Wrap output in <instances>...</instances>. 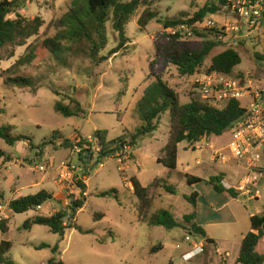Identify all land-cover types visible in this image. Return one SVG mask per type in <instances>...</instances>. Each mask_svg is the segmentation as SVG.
<instances>
[{
    "label": "rangeland",
    "instance_id": "374dc122",
    "mask_svg": "<svg viewBox=\"0 0 264 264\" xmlns=\"http://www.w3.org/2000/svg\"><path fill=\"white\" fill-rule=\"evenodd\" d=\"M206 1L155 0L151 2V8L158 15L145 28H141L137 21L144 9L140 6L126 24V35L130 42L118 53L110 55L109 52L118 42L117 33L112 28L111 10L102 27L105 44L97 50L94 44H98L100 37L93 29L89 38L77 41L72 39L70 27L63 20L71 9L75 10L78 18H84L88 10L87 0H22L19 13L28 19L38 16L43 23L37 35L28 38L25 45L15 47L14 56L1 63L0 125H12L13 133L30 136L34 145L45 140H52L53 143H47L42 156L37 158L36 148L31 149L26 142L20 141L10 146L0 138V148L13 155L9 162L0 161V194L3 196L0 198L7 202L41 189L48 190L53 198L42 203L40 209L10 213L8 231H0V242H11L6 256L13 264H49L48 260L52 257L63 264H167L172 257L201 240L199 234H190L183 227L186 222L181 215L193 205L185 198L191 193L185 194L181 184L185 182L186 171H196L209 177L219 170L231 168L229 161H211L208 145L231 157L229 143L232 134L228 129L221 135L204 136L203 140L192 145L187 141L180 142L177 167L167 168L156 158L161 155L167 140L169 111L161 115L157 129L139 138L134 146L117 150L97 163V154H94L86 166H80V173L89 178L87 188L79 182L81 188L87 190V196H82L86 197V202L76 214L64 220L67 225L74 223L88 230L87 233L73 226L67 227L63 239L59 241V235L45 225L34 224L24 228L23 224L34 216H49L66 207L65 194L70 192L71 187H65L61 189L62 194L54 195L58 191L56 180L59 167L67 159L78 164L79 153H76L75 146L65 148L60 145L63 138L74 140L82 136L88 140L95 131L106 130L108 140L123 134L129 140L141 125L135 103L144 85L150 81V62L155 56L153 38L163 32L159 20L178 16L181 11L192 13ZM8 17L15 16L11 14ZM225 19L223 15L215 16L219 22ZM47 38L60 44V50H56L58 57L42 46ZM206 38L212 39L207 32L200 31L186 41H178L185 42L189 47H197ZM227 47L236 49L241 56L240 64L234 67L231 75H240L244 81H251L254 87L264 90V64L256 62L253 56L255 51H264V35L252 33L251 38L238 40L236 44H231L230 40L220 42L212 49L201 69L208 67L211 57ZM30 51L36 55L35 63H18ZM161 72L162 79L178 93L181 103L192 98L189 75L180 74L171 63L164 64ZM13 75L32 76L34 86L8 87L3 83V78ZM71 99L81 104V113L65 116L56 110L57 102L71 106ZM239 101L242 105L246 103L245 99ZM116 154L123 157L122 164L114 157ZM256 157L264 171V147L256 152ZM196 160L200 163L197 164ZM40 165L45 170H39ZM132 176L137 177L144 186L155 177L163 180L158 182V186L151 187L152 211L168 209L178 217L180 226L167 229L137 220L138 200L129 182ZM164 185L173 187L175 191L165 190ZM206 186L202 183L196 188L198 203L204 201L201 195ZM262 186L264 188V178L259 185L264 199ZM108 189H115L118 199L113 195H98V192ZM68 197L73 196L70 194ZM204 215L206 210L203 207ZM207 229L218 239L232 235V230L222 225ZM186 235H190V241L185 240ZM41 244L48 246L39 247ZM55 244H58L56 254L50 249ZM159 244L165 246L153 251L152 248ZM190 262L196 263L195 259Z\"/></svg>",
    "mask_w": 264,
    "mask_h": 264
},
{
    "label": "trees",
    "instance_id": "16d2710c",
    "mask_svg": "<svg viewBox=\"0 0 264 264\" xmlns=\"http://www.w3.org/2000/svg\"><path fill=\"white\" fill-rule=\"evenodd\" d=\"M155 0H129L121 2L118 0H87L88 10L84 18H78L75 10L71 9V13L67 14L64 21L70 27L69 33L72 39L81 40L90 37V30L93 29L98 35V44H94L97 50L105 44L104 34L102 31L103 24L107 19L110 10L112 11V28L117 33V45L109 52L110 55L118 53L119 50L126 47L130 42L126 35V24L134 16L136 10L143 6L144 9L138 17V25L145 28L148 23L158 15L151 8V2ZM226 0H208L202 6L198 7L194 12L181 11L178 16L166 17L159 20L162 27L167 28L178 23H194L202 20L210 14L219 13ZM22 0H0V67L3 60L11 59L14 56V48L26 44L31 36L37 35L43 21L36 16L32 19L25 18L19 13ZM13 14L14 18L8 16ZM196 34L198 32L196 31ZM155 56L150 62L149 76L150 81L147 82L140 97L135 103V111L141 120V125L135 129L129 140L125 135L108 140L106 130H97L93 136L99 146L97 159L100 161L102 157L113 155L117 150H121L128 146H134L137 140L145 135L151 134L158 127L161 115L169 111L170 121L168 135L165 145L161 150V155L157 158V162L163 166L174 169L177 164L178 144L187 141L190 145L198 142L201 137L209 135H221L228 130L232 124L238 120L244 113L245 108L241 106L238 99H230L225 106L216 108L197 98H191L186 103H181L178 93L162 79L161 68L166 63H171L177 67L180 74L191 75L196 71H217L226 75H231L234 67L241 62L239 51L232 47H227L210 59V65L201 69L205 59L208 57L212 49L220 45V42L214 39H203L197 47L186 46L185 42H179L174 36L167 38L165 32L161 31L153 38ZM42 46L47 48L54 56L58 57L56 50H60V44L54 39L47 38L43 40ZM256 62L264 64V51L253 53ZM36 55L31 51L23 56L18 63L23 64L25 61L32 65L36 61ZM107 59V57H101ZM3 76L0 75V78ZM237 77H241L237 75ZM3 83L8 87H33L34 79L32 76L13 75L3 78ZM72 105L56 103V110L65 116L77 115L83 111L81 104L71 99ZM14 127L10 124L0 125V138L8 145H14L17 142H26L28 146L36 148L35 156L40 158L43 154L44 146L47 143H53L52 140L44 141L41 144L34 145L30 136L22 133H13ZM54 137V135H53ZM60 145L65 148L77 146L80 148V154L84 151H91V143L87 142L82 136L76 139L63 138ZM13 159V155L5 152L0 148V161L8 162ZM200 177L189 176L188 181H202ZM207 183L211 184L217 192L228 193L235 196L233 188H226L222 183V176H210ZM132 193L138 200L137 220L147 222L152 226H163L167 229L180 226L171 211L168 209H158L152 211V195L151 187H155L158 182H163L161 178H155L149 185L144 186L135 176L129 178ZM165 190L174 192L171 186L164 185ZM49 192L41 189L34 194L19 196L9 201V207L13 213H23L36 206L41 205L48 200ZM100 196L113 195L118 199L115 189H108L98 192ZM0 197H3L0 194ZM196 197L197 193L193 192L185 198L193 205L190 213L182 216L188 233L199 234L204 238V248L212 246L215 241L209 238L204 229L195 222L196 218ZM86 202V197H82L71 201L69 209L71 215L76 214L78 209L82 208ZM66 212L63 210L56 211L49 216H34L25 220L23 227L30 228L34 224L45 225L53 233L59 235V241L63 239L65 229L67 227H75L80 232L87 233L76 224L67 225L64 217ZM71 217V216H70ZM69 217V218H70ZM9 220L0 222V231H8ZM251 230L244 236L241 242V249L237 261L242 264H264V256L256 250L258 241L264 236V212L254 214L250 217ZM41 244L39 247H47ZM159 244L152 248L153 251L161 248ZM11 248V242L2 240L0 242V264H13V261L6 256ZM51 251L58 253V244L52 246ZM49 264H63L62 261H55L52 257L48 260ZM167 264H175L169 261Z\"/></svg>",
    "mask_w": 264,
    "mask_h": 264
},
{
    "label": "built area",
    "instance_id": "2783aa9c",
    "mask_svg": "<svg viewBox=\"0 0 264 264\" xmlns=\"http://www.w3.org/2000/svg\"><path fill=\"white\" fill-rule=\"evenodd\" d=\"M216 15H223V22L215 20ZM245 29V32L243 31ZM167 38L174 36L177 40L186 41L192 38L196 31L207 32L212 39L218 42L231 41L236 44L238 40L249 39L251 34L264 35V0H226L219 13L210 14L202 20L194 23H178L174 26L164 28ZM191 80L192 97L203 100L216 108H221L230 99H245V113L236 120L229 128L232 140L229 143L231 158L235 161L245 163L247 173L241 178L236 189L243 195L253 196L258 193V185L264 176L263 168L258 165L256 152L264 147V90L258 86L254 87L251 81L226 75L217 71H196L189 75ZM87 142L91 143V153L98 154L99 146L94 136H89ZM76 153L80 148L75 146ZM87 153V151H85ZM226 155L220 150H214L213 160H225ZM119 164L123 163V157L119 154L114 156ZM125 158V157H124ZM230 159V158H228ZM39 170H45L40 165ZM81 168L71 159L63 160L59 167L57 183L60 189L71 187L70 192L65 194L62 209L66 212L64 219L71 216L69 209L70 201L87 196V190L81 188L79 182L87 188L88 177L80 173ZM71 183V186H69ZM70 194L73 197H68ZM40 209L41 205L36 206ZM12 213L9 202L0 200V222L9 219ZM191 234V233H190ZM186 235V240H190ZM183 255L184 260H190L196 253L204 250V245L195 247Z\"/></svg>",
    "mask_w": 264,
    "mask_h": 264
},
{
    "label": "crops",
    "instance_id": "0c3cea01",
    "mask_svg": "<svg viewBox=\"0 0 264 264\" xmlns=\"http://www.w3.org/2000/svg\"><path fill=\"white\" fill-rule=\"evenodd\" d=\"M203 138L204 137H201L200 140H203ZM125 148H130V146ZM208 148L211 150V154L209 157L211 161H215V162L220 161L222 163L229 161L231 163L232 165L231 168H227V169L225 168L223 170H219L217 171V173L210 176L221 175L223 185L226 188L229 187L233 188L235 190V196H232L228 193H220L214 190L213 186L205 181L210 176L209 177L202 176L196 171H191V172L186 171L184 176L185 182L181 184V186L183 185L185 188L183 189L185 191V194L197 192L196 188L198 187V185L202 183H205V185H207L206 188L204 189V194L202 193L201 195V197L204 200L203 203H198L196 200L195 211L197 215L195 218V222L204 229L206 235L209 238H212L215 241V244L209 246L210 248H204V250L201 253H196V255L193 256L190 260H184L183 255L185 253L194 249L196 250L195 248L196 246L204 245L205 240L203 237H201V240L198 243L193 244L192 248L181 252L180 255L175 256V258L172 257L171 261H173L175 264H204L205 262H208L209 264H242L237 261V258L239 256V252L241 249L242 239L251 230L250 217L254 214H261L264 212V199L261 197V191L259 189V185H261L264 176L258 185L257 194L253 196L243 195L236 189V186L240 182L241 178L247 173L246 164L235 161L230 156H225L226 157L225 160H221V159L213 160L212 158V153L214 151L213 146L209 144ZM88 154L89 152L86 153L85 151L82 152L81 154L80 153L78 154L79 166H86V164L91 161L89 160ZM196 163L199 164L200 163L199 160H196ZM177 164H178V154H177ZM189 176L200 177L203 180L199 182L190 183L188 181ZM155 178L149 181L147 185H149ZM158 184H156V186H158ZM57 186H58V191L54 193V195L56 194V196L62 194V190L60 189L58 183ZM263 189L264 188L262 186V190ZM242 197H244V201L242 200ZM0 199L2 200L3 198ZM9 201L10 200H8L7 202ZM203 207L206 210V216L204 215V217H203ZM80 209H78V211ZM193 209L194 208H187L186 209L187 211H185V213L181 215V218L184 214L192 212ZM172 214L178 221V217H176L173 212ZM214 225H222L228 228V230H232L231 233L232 235H230V237L226 236L228 238L225 237L223 239H218L217 237H215L214 234H212L207 229L208 227H212ZM185 240H186V236H185ZM164 246L165 245H162V248ZM175 246L178 247L180 245L176 244ZM256 250L264 256V236L258 241L256 245ZM193 259H195L196 263L190 262Z\"/></svg>",
    "mask_w": 264,
    "mask_h": 264
},
{
    "label": "water",
    "instance_id": "95a60500",
    "mask_svg": "<svg viewBox=\"0 0 264 264\" xmlns=\"http://www.w3.org/2000/svg\"><path fill=\"white\" fill-rule=\"evenodd\" d=\"M88 157H89V160H91V158H92V153L91 152H89V154H88ZM98 162V160L96 161V163ZM49 199L51 198V195L49 194V197H48Z\"/></svg>",
    "mask_w": 264,
    "mask_h": 264
}]
</instances>
